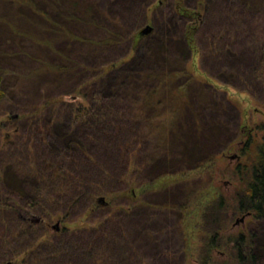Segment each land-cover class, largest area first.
Instances as JSON below:
<instances>
[{"label": "trees", "instance_id": "trees-1", "mask_svg": "<svg viewBox=\"0 0 264 264\" xmlns=\"http://www.w3.org/2000/svg\"><path fill=\"white\" fill-rule=\"evenodd\" d=\"M167 1L0 0V110L11 104L24 129L16 128L19 135L10 144L0 143V264H141L131 255L139 252L142 241L153 242L147 230L146 240L139 236L140 205L119 213V208L98 205L96 196L123 193L129 169L134 167L136 173L151 165L155 155L142 163L136 159L141 146L163 149L165 157L178 152L183 168L194 170L218 153L205 141L224 144L223 151L236 139L239 121L235 131L224 122V101L214 117L206 115L213 100L207 88L212 87L199 83L200 95L193 93L194 78L187 76L182 56L185 50H196L203 67H218L259 98L264 94V0H226L219 8L218 3L213 6L218 0H205L202 15L184 0L169 6ZM157 8L163 9L161 17L154 15ZM155 16L157 27L152 24ZM81 25L92 30L83 31ZM143 26L151 31L138 36ZM16 40H28L34 48L26 54L32 66L22 73L4 66L11 53L3 43ZM63 40L64 49H55ZM106 52L113 60L102 74L63 86L59 93H76L81 99L77 104L51 97L26 99L29 92L23 86L28 79L51 76L56 80L52 89L62 87L55 84L63 81L61 76L76 70L73 81L86 67H94L90 65L96 61L85 59ZM51 55L54 60L48 59ZM111 69L117 72L105 75ZM181 76H187L186 82H177ZM8 77L15 82L11 86L4 83ZM46 110L51 116L64 115L63 127L70 132L57 136V123L43 117ZM51 139L55 143H49ZM243 153H248L247 159L236 168L242 172L243 186L231 199L221 196L206 207L205 233L217 234L220 214L228 209L249 212L262 222L259 230L264 229V134L258 141L248 137ZM18 173L31 177V183ZM26 182L31 193L23 187ZM101 208L105 210L97 225L44 238L47 221L55 216L72 219ZM130 219L136 224L131 233L123 228ZM257 233L248 229L235 243L222 238L233 252L232 261L225 264H260L264 242L256 244ZM210 240L205 238L204 245L215 246Z\"/></svg>", "mask_w": 264, "mask_h": 264}, {"label": "rangeland", "instance_id": "rangeland-1", "mask_svg": "<svg viewBox=\"0 0 264 264\" xmlns=\"http://www.w3.org/2000/svg\"><path fill=\"white\" fill-rule=\"evenodd\" d=\"M184 1L187 6H196L199 14L205 13V0ZM225 1H214L213 6L218 3L219 8L222 4H225ZM166 3L168 6L172 5L173 0H168ZM162 11L163 9L157 8L154 15L158 12L156 15L161 17ZM155 18L157 21L155 19L152 24H154V27H157L159 26V21L156 16ZM247 21H250V17H247ZM152 24L150 26H153ZM146 27L148 26H143L139 30L138 36L148 34L151 31ZM79 29H83V31L89 30L88 32H90L92 27L81 25ZM211 30H214V28ZM212 32L210 31L209 35ZM28 44V40L3 43L4 46L6 45L5 50L9 48L7 51L11 53L9 55L11 59L9 58L8 62L7 60L4 62V66L7 69L12 72L18 71L22 73L25 69L32 66L29 59H27L28 57L26 58V54L30 53L34 48L32 44H30L31 46ZM64 45H66V40L54 44V48L57 50L60 48L64 49ZM127 48L128 46H122L121 50H127ZM139 51L138 49L135 57L139 55ZM185 52L182 59L186 60L187 76L192 75L194 78L192 81L194 82L192 86L193 93L200 95L199 83L204 82L207 87H212L207 89L212 92L213 106L207 107L205 111L206 115L209 117L214 114V117L216 114L215 110L217 111L219 105L221 106V101H224L225 103L222 107L225 109L222 118L225 123L229 124L228 127L232 130L234 129V131V123L236 124L239 121L237 136L223 151L224 144L221 143L220 146V144L216 145L212 140H204L208 143L207 148L210 147L211 151H217L218 153L213 160L194 170H188V167H184L187 170L183 168L184 165L182 164L184 163L181 162L178 152L165 157L163 156L165 153L163 149L152 148L148 145L141 146L140 148L143 149L136 154V159L142 163L149 155H155V158L151 161V165L136 173L134 167H131L129 169V176H127V184L125 182L126 189L123 193H117V195L104 193L96 196L95 201L98 205H104L106 209L111 208L113 211L119 208L117 211L119 213H123V209L128 212L131 209L134 210L135 204L140 205L141 208L137 213L136 221L138 222L137 226H140L141 230L139 236L141 240H146L147 233L144 230H147L151 233L153 242L146 243L142 241V248L139 252L133 256L131 255L133 260L138 256L137 261L141 264H225L232 261L231 255L233 252L227 245H224V241L220 243L219 235L223 239L225 237L226 239L229 238V243H235L236 238L241 233H248V229L259 233H257L258 236L255 240L256 244L259 245V243L264 242V229L262 231L259 230L260 226H263L262 222H257L249 212L241 213L228 209L224 215L220 214L221 227L219 226L220 228L216 231L217 234H213L215 232L205 233L206 224L203 223V214L208 205L221 196L231 199L243 186L242 180L244 179L242 172L241 170L237 171L238 169L236 170V168L247 159L248 153H243L247 138L252 136L255 141H258L264 134V128H257L259 125H264V94H258L259 99L248 91L244 85L229 80L225 74L219 71L218 67H203V63L201 64V59L196 50L193 49L191 53L186 50ZM15 54L19 55L16 56ZM49 57L48 59L54 60L53 57L55 56L51 55ZM89 60L96 61L90 65L94 67H86L87 69L82 72V76L76 77L77 79L81 78L80 80L75 78L72 81V77L76 76V70H73L70 76H61L63 81L56 82L55 84L62 87L55 86L56 88L52 89L51 84L56 80H53L51 76L28 79L27 82H24L23 86L29 92V97H26V99H29V101H43L51 97L53 99L58 98L63 102L72 100L75 102L74 104H77L81 99L76 93L59 94L63 86H70L74 82L80 84L85 80H95L93 79L95 76L102 74L105 68H108V62L113 60V55L110 52H106L102 56H96V58L90 56V59H85L86 62H89ZM204 68L210 72V74L207 72L209 75L205 73ZM113 72L115 73L117 70L111 69L105 75H111ZM187 76L179 77L177 82H186ZM7 81L4 82L5 85L8 84L7 86L15 83L11 77H8ZM177 82H174V84H177ZM15 100L17 101V97H15ZM193 100L195 99L193 98ZM4 108V110H0V143L9 142L10 144L19 135L16 136V128L24 130L23 122L17 120L18 114L13 110L11 104H7ZM11 116H15L16 118H12ZM43 117L47 121L50 120L52 124L54 122L55 124L57 123L55 129L53 128L57 136L67 130L63 127V123L66 121L64 115H59L58 112H55L54 116H51L50 111L46 110L43 111ZM17 122L22 124L21 128H19ZM67 131L70 132V130ZM25 134L27 137L28 133L25 132ZM53 140L51 139L49 143H55ZM18 176L31 183V177L27 174L18 173ZM27 182L26 186L23 187H26L28 193H31V184ZM100 197L103 200H99ZM103 210L105 209H94L92 213L85 212L79 217L75 216L72 219L70 216L66 218L55 216L47 221V234L44 238L47 239L48 236H52L56 232H60L58 237H63L65 229L71 232L84 226L97 225L103 217ZM133 221L130 219L129 224L125 223L123 225V228H126L130 233L132 232L131 229L134 230L133 226L136 225ZM56 224L57 227H54ZM84 232H87V230H84ZM205 238L208 241L213 239L212 241L216 245H210L211 247L204 245ZM232 244L229 245L232 246ZM125 246L123 245V249ZM253 246L258 249L257 245ZM260 264H264V260Z\"/></svg>", "mask_w": 264, "mask_h": 264}, {"label": "water", "instance_id": "water-1", "mask_svg": "<svg viewBox=\"0 0 264 264\" xmlns=\"http://www.w3.org/2000/svg\"><path fill=\"white\" fill-rule=\"evenodd\" d=\"M148 30H150V28H149V26L148 27H146ZM74 99V98H73ZM99 200H103V198H99ZM54 227H57V224L54 226ZM6 264H11V262H7Z\"/></svg>", "mask_w": 264, "mask_h": 264}, {"label": "flooded vegetation", "instance_id": "flooded-vegetation-1", "mask_svg": "<svg viewBox=\"0 0 264 264\" xmlns=\"http://www.w3.org/2000/svg\"><path fill=\"white\" fill-rule=\"evenodd\" d=\"M218 234H220V233H218ZM219 240H220V243H222V236L221 235H219Z\"/></svg>", "mask_w": 264, "mask_h": 264}]
</instances>
